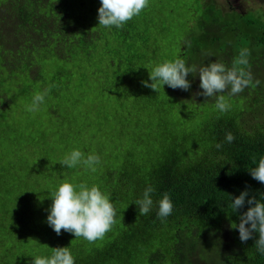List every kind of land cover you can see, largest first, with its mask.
<instances>
[{
	"label": "rangeland",
	"instance_id": "1",
	"mask_svg": "<svg viewBox=\"0 0 264 264\" xmlns=\"http://www.w3.org/2000/svg\"><path fill=\"white\" fill-rule=\"evenodd\" d=\"M9 1L0 0V9ZM62 1L74 20L99 38L88 47L90 53L85 60L61 63L50 58L39 65L32 56L36 64L31 75L43 77L36 82L23 77V66L9 58L11 39L0 32L5 44L3 49L0 47V88L5 90L0 95V264H33L23 258L14 260L17 249L9 250L18 244L27 246L28 258L48 255L52 248L64 244L70 247L73 257L92 249L90 245L103 246L107 237L119 232L117 214L115 225L103 240L90 244L80 238L71 244L76 239L73 236L63 242L47 223L51 192L62 181L86 183L89 187L97 185L113 202L115 196L106 181L109 172L128 171L139 162L152 164L162 149L160 133L166 128L171 135H194L207 120L224 114L212 107L215 102L209 101L211 98L199 95L197 103L180 97L185 93L182 89L161 85L155 91L143 84L152 83L149 70L157 64L183 59V53L194 50L192 44L186 46L192 34L198 35L193 41L203 45V0H149V6L124 25L134 28L129 40L113 27H99L100 0ZM205 2L217 3L227 12L248 13V19L260 17L264 10V0ZM30 3L31 0H24L23 7ZM229 15L238 16L234 12ZM242 23L238 20L234 27L239 28ZM241 30L248 33L245 27ZM240 44L232 46L228 67ZM50 85L54 87L40 109L27 112L25 106L33 95ZM199 92L197 88L191 95ZM247 101L238 97L236 105L229 102V111L250 110ZM73 149L98 155L97 171L61 165L62 158ZM2 202L17 203L23 208V215L16 217L20 223L5 214ZM30 217L44 218L42 225L36 227ZM74 244L82 247H73Z\"/></svg>",
	"mask_w": 264,
	"mask_h": 264
},
{
	"label": "trees",
	"instance_id": "2",
	"mask_svg": "<svg viewBox=\"0 0 264 264\" xmlns=\"http://www.w3.org/2000/svg\"><path fill=\"white\" fill-rule=\"evenodd\" d=\"M203 1L200 28L206 31L205 42L203 45L195 43L193 39L198 35L192 34L186 40V46L192 44L194 50L181 57L188 66L207 65L214 60L228 66L231 48L236 42L241 44L234 58L240 49H249L248 68L253 84L256 80L261 83L228 97V102L234 106L238 97L247 98L250 110L229 111L212 117L194 135H171L166 128L160 133L162 149L152 164L139 162L132 165L131 170L109 172L106 181L115 196L113 204L119 232L107 237L103 246L90 245L92 249L75 254V264H264V255L255 247L258 233L242 242L238 230L231 227L232 223L239 224V216L249 205L245 203L238 212L230 207L231 197H238L245 190L249 192L247 199L255 196L261 200L264 195V184L253 179L249 172L257 166L253 164V157L257 164L264 157V10L260 17L248 19V13L227 12L217 3ZM23 4L24 0H10L0 9V32L11 39L9 58L23 66V77L36 82L43 79L31 75L36 64L33 57L39 65L50 58L61 63L85 60L90 53L88 47L99 40L90 35L83 23L74 20L62 0H31L25 7ZM230 12L238 16H230ZM238 20L243 22L241 27L248 33L241 27H234ZM112 29L123 34L121 36L126 40L131 38L130 32L134 30L132 25L113 26ZM1 37L3 49L4 37ZM187 79L191 87L180 97L199 103V95H191L197 88L203 91L199 87V76L189 74ZM1 89L0 95L5 93ZM212 100L215 102L214 97L209 99ZM227 132L235 137L231 143L225 139ZM218 143L223 145L219 150L216 148ZM148 186L155 188L153 206L147 215H139L135 201L142 198ZM165 192L170 195L174 207L161 222L157 217L158 201ZM2 206L13 222H19L17 215H23L19 204L2 202ZM31 218L36 227L44 220ZM73 236L62 230L58 238L65 242ZM73 247L82 245L74 244ZM13 249H17L15 261L23 258L33 262L37 257L28 258L25 245L18 244L9 252Z\"/></svg>",
	"mask_w": 264,
	"mask_h": 264
},
{
	"label": "clouds",
	"instance_id": "3",
	"mask_svg": "<svg viewBox=\"0 0 264 264\" xmlns=\"http://www.w3.org/2000/svg\"><path fill=\"white\" fill-rule=\"evenodd\" d=\"M100 3L98 23L99 27L104 28L113 26L123 28L128 21L140 15L149 6V0H100ZM249 56V49H240L238 56L233 59L231 67L219 60L199 66L195 64L188 66L181 58L165 60L149 70V78L152 83L144 81L143 84L155 91H158V87L161 85L188 91L191 83L187 77L189 74H198L199 87L203 90L198 95L205 98L214 97L215 108L226 113L231 109L228 97L236 96L249 86L258 87L261 83L256 80L253 84V76L248 68ZM52 87L54 85H50L42 92L37 91L33 95L31 103L25 106V110L29 113L37 112ZM225 139L231 143L235 137L231 132H227ZM222 147L223 145L220 143L216 145L218 150ZM60 164L69 169L81 166L86 171L90 170L94 173L97 171L96 166L100 164V157L95 153L85 155L79 149H73L62 158ZM253 164L257 166L249 170L250 175L253 179L264 184V157L259 159L258 164L253 157ZM154 192L155 188L148 186L144 190L142 198L135 201L139 215H147L150 212L153 206L152 194ZM248 196L247 190L241 192L238 197L230 196L232 200L230 207L234 212L242 209L245 203L249 205L248 210L239 216V224L232 223L231 227L238 230L239 239L242 242H247L253 238L254 233H258L259 238L255 242V247L261 255H264V202H261L264 200V195L261 196V200H257L255 196L247 199ZM50 199L52 204L47 223L58 236L61 235L62 230L74 235L76 239L71 244L80 238L90 244L103 240L116 223L114 204L97 185L89 187L86 183L75 185L68 181H62L58 188L51 192ZM173 207L170 195L165 192L162 199L158 201L157 217L161 219V222H164L165 218L172 213ZM51 253L50 257H35L33 264H75L70 247L52 248Z\"/></svg>",
	"mask_w": 264,
	"mask_h": 264
}]
</instances>
